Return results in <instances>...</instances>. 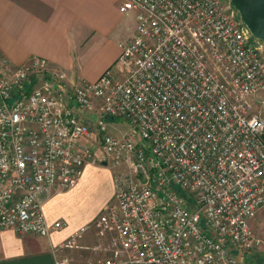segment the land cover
I'll list each match as a JSON object with an SVG mask.
<instances>
[{
  "label": "built area",
  "instance_id": "built-area-1",
  "mask_svg": "<svg viewBox=\"0 0 264 264\" xmlns=\"http://www.w3.org/2000/svg\"><path fill=\"white\" fill-rule=\"evenodd\" d=\"M119 11L135 13V32L92 82L0 59V230L64 226L46 222L44 200L102 165L113 201L65 247L92 227L96 264H264L263 43L230 0ZM116 118L134 132L112 133Z\"/></svg>",
  "mask_w": 264,
  "mask_h": 264
},
{
  "label": "crops",
  "instance_id": "crops-1",
  "mask_svg": "<svg viewBox=\"0 0 264 264\" xmlns=\"http://www.w3.org/2000/svg\"><path fill=\"white\" fill-rule=\"evenodd\" d=\"M120 0H0V59L17 67L42 58L73 84L92 82L135 32V13L119 11ZM114 170L87 164L70 189L44 200L48 236L0 230V264H56L64 244L91 225L113 201ZM88 233V230L86 231ZM85 233V234H86Z\"/></svg>",
  "mask_w": 264,
  "mask_h": 264
},
{
  "label": "rangeland",
  "instance_id": "rangeland-1",
  "mask_svg": "<svg viewBox=\"0 0 264 264\" xmlns=\"http://www.w3.org/2000/svg\"><path fill=\"white\" fill-rule=\"evenodd\" d=\"M109 126V130L114 134H119L118 129H131L132 132H134V128L128 122L119 118L109 121ZM116 127L118 129H114ZM85 233L81 235V238H75L76 245H73L72 247H64V254L60 259H68L69 264H96L105 256L104 251L95 249L100 242L97 231L91 227L88 229V233Z\"/></svg>",
  "mask_w": 264,
  "mask_h": 264
},
{
  "label": "water",
  "instance_id": "water-1",
  "mask_svg": "<svg viewBox=\"0 0 264 264\" xmlns=\"http://www.w3.org/2000/svg\"><path fill=\"white\" fill-rule=\"evenodd\" d=\"M253 37L264 45V0H230Z\"/></svg>",
  "mask_w": 264,
  "mask_h": 264
}]
</instances>
